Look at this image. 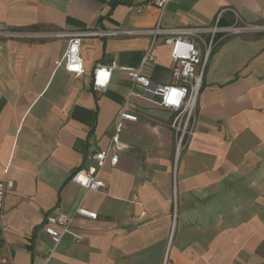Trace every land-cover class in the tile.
Wrapping results in <instances>:
<instances>
[{
	"label": "crops",
	"instance_id": "1",
	"mask_svg": "<svg viewBox=\"0 0 264 264\" xmlns=\"http://www.w3.org/2000/svg\"><path fill=\"white\" fill-rule=\"evenodd\" d=\"M154 0H0V27L80 31L152 28ZM142 10L139 12L138 8ZM264 22V0H172L162 27L210 26L224 8ZM234 14L226 11L222 23ZM158 36L155 60L142 65L151 36H87L84 71L60 63L68 39L0 37V179L15 186L3 207L1 238L16 264H264V32L216 39L197 107V131L175 160L173 112L132 95L137 121H125L129 145L101 171L106 187L70 178L105 149L142 67L172 81L170 46ZM116 62L106 90L92 88L94 66ZM135 90H142L136 84ZM82 204L55 246L46 217ZM145 212V214H143Z\"/></svg>",
	"mask_w": 264,
	"mask_h": 264
},
{
	"label": "built area",
	"instance_id": "2",
	"mask_svg": "<svg viewBox=\"0 0 264 264\" xmlns=\"http://www.w3.org/2000/svg\"><path fill=\"white\" fill-rule=\"evenodd\" d=\"M172 0H154L153 3L160 9V18L156 26L152 28H108L96 30L62 31V30H30L12 29L0 27V37L15 39L61 38L68 39L67 48L61 58V64L73 74L84 71L82 44L87 36H151V42L142 60V65L150 60H155L154 50L158 36L164 35V42L170 46L172 65V81L161 84L142 74L139 67L128 72L133 82L127 100L115 122V131L105 149H101L93 155V162L77 168L71 175V180L89 190H101L106 187L105 180L101 177V171L109 160L111 164H117L120 154L129 145L122 139L121 132L125 121H137L139 113L130 104L132 95L153 100L160 107L173 112L172 119L167 125L175 132L176 148L175 160L178 161L181 152L187 146L197 131V107L200 92L204 82V75L219 34L247 35L264 32V22H246L239 12L232 7L224 8L216 16V22L210 26H183L162 27L161 17L168 4ZM141 7L138 8L140 12ZM226 11L234 14V21L223 24L221 19ZM264 16V8H262ZM118 68L116 62L110 65L98 64L93 68L92 88L95 91L106 90L111 82L114 69ZM136 84H141L140 92L135 90ZM9 166L4 167V178L0 179V264H16L8 250V244L1 238L3 230V207L7 193L15 186V182L8 177ZM145 214V212H143ZM76 216L97 219L99 213L79 204L72 213H55L46 217L44 230L52 238L55 246L47 257L49 261L56 246L64 236L78 235L72 230V224Z\"/></svg>",
	"mask_w": 264,
	"mask_h": 264
}]
</instances>
